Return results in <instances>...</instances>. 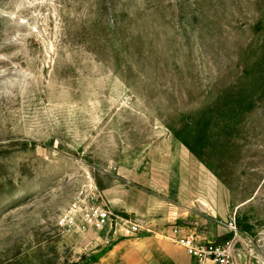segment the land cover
Masks as SVG:
<instances>
[{
  "label": "rangeland",
  "instance_id": "rangeland-1",
  "mask_svg": "<svg viewBox=\"0 0 264 264\" xmlns=\"http://www.w3.org/2000/svg\"><path fill=\"white\" fill-rule=\"evenodd\" d=\"M176 230L264 264V0H0V264H193Z\"/></svg>",
  "mask_w": 264,
  "mask_h": 264
},
{
  "label": "built area",
  "instance_id": "built-area-1",
  "mask_svg": "<svg viewBox=\"0 0 264 264\" xmlns=\"http://www.w3.org/2000/svg\"><path fill=\"white\" fill-rule=\"evenodd\" d=\"M112 212L108 206L92 205L85 210H81L78 204H74L73 209L66 218L68 227H91L96 224H107L111 220ZM143 229L142 224L134 222L129 224L128 232L138 234ZM171 240L178 246L184 248L193 260V264H233L227 249L214 246L213 244H202L194 235L184 236L179 231H175Z\"/></svg>",
  "mask_w": 264,
  "mask_h": 264
}]
</instances>
